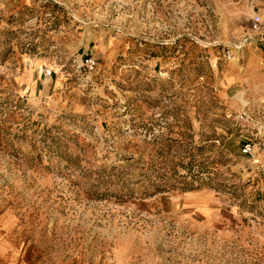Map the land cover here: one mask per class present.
Instances as JSON below:
<instances>
[{"label":"rangeland","instance_id":"rangeland-1","mask_svg":"<svg viewBox=\"0 0 264 264\" xmlns=\"http://www.w3.org/2000/svg\"><path fill=\"white\" fill-rule=\"evenodd\" d=\"M0 257L264 264V0H0Z\"/></svg>","mask_w":264,"mask_h":264},{"label":"crops","instance_id":"crops-1","mask_svg":"<svg viewBox=\"0 0 264 264\" xmlns=\"http://www.w3.org/2000/svg\"><path fill=\"white\" fill-rule=\"evenodd\" d=\"M23 260H24L23 257H16L15 260L14 259L7 260L3 257H0V264H26V262H24L25 260L24 261Z\"/></svg>","mask_w":264,"mask_h":264},{"label":"built area","instance_id":"built-area-1","mask_svg":"<svg viewBox=\"0 0 264 264\" xmlns=\"http://www.w3.org/2000/svg\"><path fill=\"white\" fill-rule=\"evenodd\" d=\"M255 29H258V26H257V24L255 23ZM89 66H90V68H94V66H95V61H89Z\"/></svg>","mask_w":264,"mask_h":264}]
</instances>
